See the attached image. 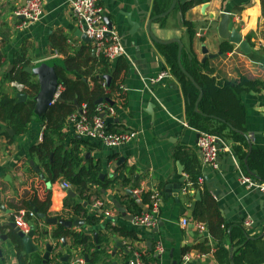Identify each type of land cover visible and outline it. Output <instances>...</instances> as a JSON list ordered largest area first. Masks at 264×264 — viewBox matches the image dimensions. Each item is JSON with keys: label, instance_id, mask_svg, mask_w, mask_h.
Wrapping results in <instances>:
<instances>
[{"label": "crops", "instance_id": "crops-1", "mask_svg": "<svg viewBox=\"0 0 264 264\" xmlns=\"http://www.w3.org/2000/svg\"><path fill=\"white\" fill-rule=\"evenodd\" d=\"M24 1L0 0V87L8 93L13 89H16V93L22 90L21 84L4 80L6 74L16 69V54L23 53L28 65L50 57H58L64 63L66 58L77 54L82 58L97 57L92 53V43L83 41L77 34L80 29L72 15L69 0H43L40 19L26 25L22 24L20 17L13 14ZM98 1L103 5L113 29L121 36L127 52V57L124 58L129 66L122 85L127 97L126 105L121 106L120 99L111 97L115 114L109 121L108 129L133 130L137 134L131 141L117 147H107L96 140L80 137L88 141L82 147L85 159L99 163L103 178L115 184L105 188L93 186L94 194L88 202L78 196L72 185L70 189L75 195L68 194L61 183L63 179L47 182L51 191L48 209L51 216L61 215V218L68 219L71 206L77 202L82 206L86 203L83 207L88 214L96 213L100 216L94 205L96 201L103 203L104 209L111 212V215H101L97 225L93 227L84 222L82 226L68 228L73 231H90L92 235L96 233V238L93 236L94 244L100 251L96 264H127L134 251L141 255L147 251L151 256L148 251L154 249L156 253L158 247H161V251L156 263L149 264H218L214 257L216 241L210 236L204 223L201 222L204 229L200 231L197 222L191 217L192 207L204 198L206 190L215 199L226 224L242 222L244 225V221L249 220L250 225H244L248 236L250 239L261 238L264 244V191L248 188L241 183L240 172L247 173L233 153L222 151L217 168L200 162V151L196 144L200 131L189 124L186 98L159 50L160 43L154 41L146 29L148 21H151L150 29L154 37L161 40L179 39L187 47L190 42L187 26L183 24L186 20L193 25L195 31L192 49L197 58L203 62L202 45H205L207 53L215 54L206 60L219 81L237 82L245 77L264 82V15L261 0H205L203 3H207V6L204 12L201 11L203 3L184 14L174 7L164 16V20H159L161 17L153 14L154 0ZM171 2L172 0L165 4V1L159 0L160 6L165 4L164 11L170 7ZM220 11L230 14L232 28L248 42L251 52H243L234 43H231L233 49L230 52L219 51V43L223 41L217 32ZM132 22L140 25L136 32ZM117 59L110 62L112 67ZM65 69L69 71L66 67ZM161 72L164 75L158 79ZM103 85L108 87L106 81ZM239 99L245 109L246 133L251 136L252 145L264 150V84H258L252 90L241 91ZM215 120L211 118L207 124L215 126ZM42 128L43 123L34 118L28 130L15 136L13 142L8 143L0 135V203L5 208H0V235H6V240L0 238V264H20L17 245L11 239V227L8 223L13 222L12 215L16 213L14 207L20 204L22 197L36 189L39 180H42L34 166L40 172L43 171L36 160L29 157L30 148L41 140ZM64 131L68 135L66 142L70 137H75L69 121ZM177 148L195 154L199 159V189L192 186L184 161L176 155ZM182 178L185 179L179 193L173 195L176 190L173 186ZM213 184L219 189L218 195L213 194ZM127 188L131 191L141 190L136 195L140 200L139 204L135 201L133 205L130 203L132 198L127 195ZM147 192L158 194V222L161 221V224L157 222L156 232L135 226L133 219L122 216L113 202L115 199L121 203L126 213L134 217L137 213L148 210V204L142 200L143 193ZM183 219L188 221L186 225H183ZM190 224L192 225L189 227ZM55 227V224L43 219L35 223V229L46 231L47 234L44 238L34 237L36 243L42 239L37 252L29 254L25 250L30 258L29 264H43L42 255L46 243L54 247L47 262L73 264L79 257L84 259L81 250L71 246L70 238L66 237L64 241L60 239V244L57 245L51 238ZM110 227L127 233L134 231L138 239L132 240L130 236L113 231ZM205 240L210 244L209 252H200L194 248ZM117 241L121 242L120 247L116 245ZM224 246L230 253L235 249L228 238L225 239ZM185 248L189 250L184 251ZM65 255L69 256L67 262L60 259Z\"/></svg>", "mask_w": 264, "mask_h": 264}, {"label": "trees", "instance_id": "trees-1", "mask_svg": "<svg viewBox=\"0 0 264 264\" xmlns=\"http://www.w3.org/2000/svg\"><path fill=\"white\" fill-rule=\"evenodd\" d=\"M163 1L167 4L170 0ZM203 2L205 0H178L175 7L184 14L190 8ZM165 4L160 6L159 0H154L153 14L163 12ZM261 8L264 15V0H261ZM164 19L165 17L159 18V20ZM183 24L187 26L190 44L187 47L184 46L181 52V63L202 90L203 94L198 102V109L205 116L194 110L199 90L179 68L177 43L158 44V47L186 98V113L189 124L199 131L222 137L231 145L232 153L246 173L249 174L248 171L252 172L256 180L264 183V150L252 145L249 152L245 136L229 127L231 125L240 131L246 132L245 109L240 102L239 93L243 90L255 89L258 84H264V82L249 80L245 77H241L237 82L219 81L207 60L201 62L192 49L195 33L193 25L186 20L183 21ZM232 49L233 44L226 40L219 43V51L222 53L230 52ZM22 54H16L14 63L16 69L6 74L4 80L21 84V91L27 94V99L16 102V89L8 93L0 87V135L8 143H11L14 141L15 136L24 134L28 130L34 118H38L43 123L41 140L30 148L29 157L36 160L45 178L39 180V186L29 192L27 196L22 197L20 204L14 208L16 213L20 209H25L33 211L35 215L36 212H39L46 217H53L48 210L51 202V191L47 187V182L51 183L57 179H63L73 186L81 199L88 202L94 194L92 191L93 186L105 188L108 185L115 184H111L112 181L107 178L100 177L101 165L99 163H92L91 160L85 159L82 147L86 146L88 141L83 138L70 137L69 141L66 142L68 135L64 128L69 116L78 112L83 105H85V113L89 118L98 114L96 107L99 103L97 100L100 98L105 101L118 98L121 106H125L127 97L122 85L129 66L124 57H119L112 67L110 62L103 56L95 58L89 56L82 58L79 54L69 56L65 59V67L69 71L61 67L56 68L59 85H61L60 96L62 100L54 101L45 111L37 113L34 98L39 90V83L34 75L23 70L29 63ZM104 75L111 77L108 87L103 85L105 83ZM88 79H90V82ZM211 118L216 119L217 125L207 124V121ZM106 125L110 129V122H106ZM8 129L13 130L14 134L10 135ZM176 150V155L185 163V171L190 177L192 186L199 189L198 179L201 176L199 159L195 154L188 151L178 148ZM122 181L126 182L125 179ZM142 200L150 207L151 193H143ZM130 203L133 205L135 202L130 199ZM71 210L68 219L81 218L89 226L94 227L101 218V215L99 216L96 213L88 214L79 202L74 203ZM56 217L61 218V215ZM191 217L197 223H204L210 236L216 241L214 257L218 264L264 263L263 240L261 238L250 239L242 222L226 224L215 199L206 190L204 198L197 201L192 207ZM13 219L14 216L12 215ZM38 220L41 219L36 215L34 222L37 223ZM110 228L113 231H119L123 235L130 236L132 240L138 239L134 231L127 233L115 227ZM10 230L11 239L17 245L20 264H29L30 258L25 252L22 238L14 229L11 228ZM36 230L38 231V228ZM38 233L40 238H44L47 234L46 231L40 230ZM66 237L70 238L73 248H79L83 256L87 255L89 264L97 263L100 251L96 249L90 231H73L62 225H56L51 232V238L56 241L57 245L60 244V239ZM226 238L230 240L235 248L232 253L224 246ZM100 241H102V238ZM194 248L200 252H209L210 244L205 240L196 244ZM183 250L189 249L185 248ZM146 252L141 255L142 262L144 264L156 263L158 254L155 253V250L150 249L148 251L151 256Z\"/></svg>", "mask_w": 264, "mask_h": 264}, {"label": "built area", "instance_id": "built-area-1", "mask_svg": "<svg viewBox=\"0 0 264 264\" xmlns=\"http://www.w3.org/2000/svg\"><path fill=\"white\" fill-rule=\"evenodd\" d=\"M43 0H25L22 5L17 7L13 14L22 19V24H31L40 19L42 16ZM69 6L73 17L76 20L78 28L83 32L93 45L95 55L103 56L107 61L111 62L119 57H127L126 48L123 45L121 36L113 29L109 28L105 22V9L98 0H69ZM164 75L161 72L158 79ZM61 85H58L52 103L56 101L60 95ZM98 114L89 118L86 115L85 105L69 116L68 120L72 131L75 135L83 138L96 140L107 147H117L131 141L137 134L133 130H123L113 132L106 125V117H112L115 114V107L108 101H101L96 107ZM197 147L200 151V162L213 168L218 167V160L222 151L232 154L230 145L219 135L200 131L197 137ZM240 181L248 188L260 189L264 191V183L256 180L254 177L240 172ZM62 185L65 188H71V184L63 180ZM141 190L133 189V194L138 195ZM95 209L102 215H111V212L104 209L101 201L95 202ZM158 194H151V205L148 210L137 214L133 217V224L140 228H153L158 222ZM35 213L31 210L20 209L15 215L13 222L23 233H27L31 228L35 229ZM187 220L183 219V225L187 224ZM197 228L204 229L202 223H197ZM244 225H250L249 220L244 221ZM38 227V226H37ZM161 247H158L156 254L159 255ZM140 252L134 251L132 257L129 258L127 264H144L140 259ZM83 257L77 258L73 264H84ZM45 264H57L55 261H49Z\"/></svg>", "mask_w": 264, "mask_h": 264}, {"label": "water", "instance_id": "water-1", "mask_svg": "<svg viewBox=\"0 0 264 264\" xmlns=\"http://www.w3.org/2000/svg\"><path fill=\"white\" fill-rule=\"evenodd\" d=\"M178 0H172L170 7L165 10L164 12L160 13L157 15V17H164L166 16L177 4ZM207 3H203L201 5V11L204 12V9L206 8ZM105 22L108 25L109 28L112 27V24L109 20V17L106 15L105 16ZM150 23L151 21H148V24L146 26L147 29V33L152 37V39L160 44H167V43H171V42H175L178 45V50H177V61H178V65L179 68L181 69V71L186 75V77L188 79H190V81L198 88L199 93H198V97L197 100L195 102L194 105V110L202 115L205 116L204 113H202L199 109H198V102L202 97V90L200 88V86L194 81V79L192 78V76H190L188 74V72L185 70V68L183 67L182 63H181V52L184 49V46L181 42V40L179 39H168V40H161L158 39L156 37L153 36L151 29H150ZM132 26L134 31L136 32L137 29L140 27V25L136 22H132ZM217 32H218V36L222 39V40H226L229 41L230 43H234L236 45H238L243 52L245 53H249L251 52V48L248 44V42L237 32L236 29L232 28V23H231V17L230 14L226 11H220L219 12V18H218V24H217ZM78 36H80L82 38L83 41L85 42H90V39L80 30H78L77 32ZM202 51L204 54V57L202 59V61H205L206 58H211L213 57L215 54H209L207 53V49L205 48V45H202ZM92 53H95V50L92 49ZM57 67H61V68H65V63L62 59L58 58V57H50L47 59H43L40 61H37L36 63L32 64V65H28L26 67H24V71L33 74L36 78L37 81L39 83V90L35 96V102H36V112H43L45 111L50 104L52 103V100L54 98V94L56 93L57 87L59 85V79L57 76V72H56V68ZM105 81H106V85H109L110 82V76L109 75H104L103 76ZM16 97V102H20V101H24L27 99V94L21 91H18L15 95ZM57 100H62L61 96H57L56 98ZM103 101L102 98L98 99L97 102H101ZM110 104H112L111 101H108ZM105 120L107 122L111 121L112 118L111 117H106ZM230 128L239 131L241 134H243L248 142V149L249 152L251 150L252 147V139L251 136L248 135L246 132L244 131H240L236 128H234L233 126L229 125ZM8 132L10 135H13L14 132L11 129H8ZM75 138H80L79 135H75ZM245 164H246V159L244 160ZM31 164H33V161L31 160ZM34 170L36 172H38L40 174V177L42 179H44V175L42 172H40L38 167L34 166ZM248 173L251 176H254V174L250 171H248ZM100 177L103 178L104 174L100 173ZM185 178H182L178 181V183H176L173 187L176 189L173 193V195H177L179 193V190L181 188V185L183 183ZM212 183L214 182V179L211 181ZM213 187V194L214 195H218L219 193V189L217 186H215L214 184L212 185ZM166 189H164L165 192ZM66 191L68 194L74 196L75 193L72 191V189L70 188H66ZM126 193L129 197H131L136 203H140V200L136 197V195H134L131 191V189L127 188L126 189ZM196 197H199V193H196ZM113 202L115 203L116 208L118 209L119 213L122 216H128L129 218L133 219V215H128L126 213L125 207H123V205L119 202H117L115 199H113ZM86 203H83V206H85ZM0 208L1 209H5L3 205H1L0 203ZM96 210V209H95ZM36 211V210H35ZM38 218L43 219L45 222L50 223V224H55V225H62L66 228H70L72 226H82L84 224L83 219L81 218H77L74 220L71 219H62V218H57L56 216L53 217H46L43 213H39L36 212ZM100 215H102L100 213ZM158 224H161V221L158 222ZM192 224L189 225V227ZM8 226H10L11 228H13L18 235L22 238V242L25 246V250L27 253L32 254L34 252H37L39 245H41V240L36 243L34 241V237H39L40 235L39 233H36V231L34 229H30L27 233H23L22 231H20V229L15 225L14 222H9ZM157 227L155 226L153 228L148 229L150 232H156L157 231ZM205 234H207V232L205 231ZM93 236L96 238V233H93ZM249 237V236H248ZM0 238L3 240H6V235H0ZM250 238V237H249ZM62 241H64V238H62ZM151 243L149 242L148 245H150ZM116 245H118L119 247L121 246V242L117 241ZM53 245L50 243H46L45 246V252L42 255V263H46L49 259H50V254L53 250ZM115 249V247H114ZM0 257H1V249H0ZM61 261L63 262H67L69 259L68 255L65 256H61L60 257ZM84 259H85V264H89V260L87 255H84ZM115 264V263H114Z\"/></svg>", "mask_w": 264, "mask_h": 264}]
</instances>
